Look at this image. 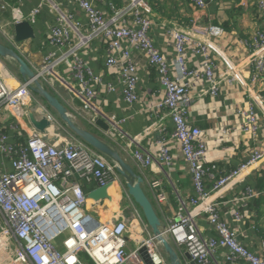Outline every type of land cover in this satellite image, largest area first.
<instances>
[{
    "label": "built area",
    "instance_id": "1",
    "mask_svg": "<svg viewBox=\"0 0 264 264\" xmlns=\"http://www.w3.org/2000/svg\"><path fill=\"white\" fill-rule=\"evenodd\" d=\"M99 1L104 7L99 6ZM207 1L190 0V3L203 8ZM40 2L39 7H33L25 15L19 11L20 0H0V14L11 10L13 24L24 20L34 24L43 3L55 15L46 41L53 49L38 65L32 64L36 78L66 104L79 99L82 110L92 112L94 100L100 94L96 87L106 82L102 75L91 70L80 53L98 39L106 53L105 65L119 74V94L133 103L139 99L137 84L142 78L137 53L144 54L148 67L157 72L162 85L157 103L162 113L148 129L134 137V143L155 130L166 133L167 124L173 123L174 130L168 138L179 143L182 156L189 165L194 195L190 197L191 208L184 204L173 218L161 225L160 234L156 235L145 217L140 215V207L127 188L128 178L120 173L118 163L81 139L51 140L45 135L46 131L37 129L29 133L26 142H11L7 129L15 128L12 123L0 130V152L13 164L11 172L0 170V212L3 216L0 254L8 252L6 264H148L140 252L142 247L146 248L153 264H170L160 238L174 246L183 264H221L217 261L219 252L224 261L233 264H264V239L256 249L250 248L241 241L239 229L231 226L220 210L224 188L264 161V149L252 150L245 161L217 176L218 166L208 159L209 147L203 139V131L188 120L187 104L192 98L193 85L204 77V91L215 97L221 83L216 70L220 62L225 58L232 70L216 42L228 37L225 28L213 23L204 24L199 18H193L187 26L175 24L169 31L174 51L169 61L150 34L149 0H124L121 5L107 0ZM248 2L264 17V0ZM79 12L86 21L78 17ZM0 32L11 48L16 46L15 33L1 22ZM240 42L247 50L259 53L252 72L254 80L264 74V52H259L264 48V29L257 28L251 37ZM188 49L203 59L190 66ZM14 78L10 69H0V109L8 108L17 118L28 115L34 103L46 110L32 90L34 79L16 83ZM106 87L111 91L115 89L111 83ZM68 92L72 93L71 99ZM261 97L264 101V95ZM239 113L242 116L239 129L244 135L255 138L259 130H264V119L252 105L240 109ZM45 117L54 124L56 116L53 113L47 112ZM98 119L93 116L90 123L98 126ZM112 125L116 123L112 121ZM111 134L115 135L114 132ZM166 142V137L157 140L158 157L150 150L130 146L122 148L121 152L133 160L138 174L148 183L158 202L166 200L163 183L159 179H149L146 172L157 161L169 163L173 160ZM79 179H93L96 187L115 181L119 183L118 208L109 213L108 219L99 220L92 212L110 199L92 201ZM207 180H212V191L207 189ZM254 195L248 186L241 189L235 198L237 207L246 204L250 209L249 202ZM231 214L235 222L246 219L257 228V212L238 207ZM202 216L214 226V236L207 235L198 224L197 219Z\"/></svg>",
    "mask_w": 264,
    "mask_h": 264
},
{
    "label": "crops",
    "instance_id": "2",
    "mask_svg": "<svg viewBox=\"0 0 264 264\" xmlns=\"http://www.w3.org/2000/svg\"><path fill=\"white\" fill-rule=\"evenodd\" d=\"M40 1L20 0L19 11L27 15L33 7L40 6L42 3ZM107 1L114 2L116 5H121L124 2V0ZM149 5L151 11L148 15L152 19L150 34L156 39L157 46L162 47V52L165 53L169 61L174 54L173 38L169 31L175 24L187 26L190 20L199 18L204 24L221 25L228 32L227 38L216 41L232 67V70H230L224 58V62H220V66L216 69L218 75L221 76L219 94L213 97L206 93L204 91L206 80L201 77L198 83L193 85L192 98L187 104L189 110L188 120L191 124L199 126L203 131V139L209 147L208 159L210 162H216L218 166L216 174L220 176L245 161L252 150L264 149V130H259L255 138H252L250 134L244 135L239 129L242 122L239 110L242 108L252 105L264 119V101L261 97L264 95V74L259 75L254 80L252 76L254 63L259 53L247 50V47L240 42L244 38L251 37L257 28L264 29V17H261L254 5L251 2L247 3V0H208L203 8H197L190 3V0H149ZM99 6L104 7V4L99 1ZM78 17L83 22L86 21V17L81 12L78 13ZM54 20L55 15L51 12L49 6L43 3L37 21L32 24L35 29V38L16 41L17 44L13 49L22 55L31 66L32 64L38 65L44 55L53 49L51 46H47L46 41ZM12 21L13 14L10 16L7 15V12L0 14V22L7 25L9 31L15 33V24ZM0 41L9 46L1 32ZM259 52H264V48ZM80 56L84 58L94 73L102 75L106 83L96 87L100 94L94 100L92 112H84L79 99H75L72 104H66L60 98L70 116L80 122H88L87 127L106 138L107 141L112 142L120 152H122V148L130 146L143 151L150 150L153 155L158 157L157 140L166 137V146L169 148L173 160L169 163L157 161L146 172L149 179L162 181L166 200L156 201L151 194L148 183L143 182V188L154 204L162 225H164L179 212L184 204L191 208L190 197L194 195V188L189 165L182 156L179 143L171 137L168 138L174 130L173 123L169 122L167 124L166 133L161 134L159 130H155L139 142L134 143V137L148 129L156 120V116L162 113V108L157 106L159 90L162 87L158 80V74L153 68L148 67L144 54L138 52L137 61L142 77L137 84L139 99L130 103L119 94L121 83L118 72L115 69L107 68L105 65L106 53L101 40L96 39L90 42L80 53ZM202 59V56H194L192 50L188 49L187 60L190 66L196 65ZM8 60L14 59L0 58L1 70L4 71V68L9 69L6 62ZM14 63L16 70L11 71L15 74L14 79L18 83L24 77L19 73L18 63L16 61ZM107 83L113 84L115 89L109 90L106 87ZM64 93L66 94V92ZM68 96L71 99L72 93L68 92ZM37 97L44 103L46 110L34 103L31 112L34 113L35 117L41 119L45 117L47 112H51L56 116L54 124L46 130L45 135L51 140L66 138L60 133L57 119L59 115L46 100L39 95ZM153 111H156V113ZM93 116L105 121L109 125V130L105 131L98 124V126L91 124L90 119ZM112 121L116 125L113 126ZM12 123L16 125L15 128L7 129L11 142H26L29 133L35 129L29 114L17 118L8 108H1L0 130ZM111 132H114L115 135L112 136ZM125 158L138 173L133 160L128 156ZM0 170L4 172L13 170L12 160L3 156L1 152ZM79 182L85 191H91L97 185L93 179L89 181L79 179ZM206 184L208 191H212V180H207ZM246 186L255 192L252 201L249 202L250 209L245 206L246 204L238 207L243 211L258 213L257 228H253L246 219L235 222L231 214L234 210H238L235 198L240 194V190ZM222 193L220 210L223 212V216L231 226L239 229L241 241L250 245V248L256 249V246L264 239V161L252 166L240 180L224 188ZM111 205L107 208H110ZM137 206L139 205L137 204ZM107 210L109 213L110 210ZM97 213L92 212L95 218L103 220ZM2 222L3 216L0 212V224ZM197 222L207 235L214 236V226L204 216L198 218ZM9 254H11L10 251ZM7 258L8 252L1 253L0 264H6ZM217 261L221 264H233L224 261L220 257V252Z\"/></svg>",
    "mask_w": 264,
    "mask_h": 264
},
{
    "label": "water",
    "instance_id": "3",
    "mask_svg": "<svg viewBox=\"0 0 264 264\" xmlns=\"http://www.w3.org/2000/svg\"><path fill=\"white\" fill-rule=\"evenodd\" d=\"M34 26L24 20L15 24V39L16 41H24L35 38ZM0 56L5 58H12L18 63L19 73L24 79H34L32 90L34 93L42 97L50 105L51 108L66 122V124L88 145L97 149L99 152L110 157L114 162L118 163L120 173L128 178L127 188L134 201L141 207L144 217L152 228L154 234H160V227L162 225L160 217L155 209L151 199L146 194L143 188L144 179L139 175L134 168L129 164L123 154L111 142L96 133L76 124L71 118L65 105L61 100L45 88L40 80L36 78V73L28 61L13 48L0 41ZM31 123L35 129L40 132H45L50 126L51 121L44 117L37 119L33 112L29 113ZM97 124L107 130L109 125L102 119H98ZM75 177L79 175L75 173ZM119 193V183L117 181L111 182L102 187L93 188L88 192L87 196L92 201L112 199V197ZM163 248L168 256L170 264H183L174 246L165 238H160ZM140 252L148 264H153L145 247L140 249Z\"/></svg>",
    "mask_w": 264,
    "mask_h": 264
},
{
    "label": "rangeland",
    "instance_id": "4",
    "mask_svg": "<svg viewBox=\"0 0 264 264\" xmlns=\"http://www.w3.org/2000/svg\"><path fill=\"white\" fill-rule=\"evenodd\" d=\"M12 14V11L11 10H9V11H7V15L8 16H10ZM7 62V67L8 68H10V69H12V70H14L13 68H14V66H16L15 65V61L14 60H8V61H6ZM13 67V68H12ZM72 117V116H71ZM58 126L60 127V133L63 135V136H65V137H67V138H77V139H81L67 124H66V122L59 116L58 118ZM76 124H78V125H81L82 127H85L86 128V126H88V122H86V121H83V122H80L78 119H74L73 117L71 118ZM81 123V124H80ZM87 129V128H86ZM87 191V190H86ZM104 205V204H103ZM102 205V206H103ZM102 206L100 207V208H95L94 210H93V212H98L97 213V215L100 217V218H102L103 220H105V219H108L109 218V216H110V212H112L113 213V211H115V210H117V208H118V206L116 207V208H114V209H112V208H107V207H105V208H103L102 209ZM107 209H109L110 210V212L108 213V210ZM140 210H141V212H142V214H140L142 217H144V215H143V211H142V209L141 208H139ZM85 210L87 211V207L85 208ZM60 243V242H59ZM183 262H184V259H183Z\"/></svg>",
    "mask_w": 264,
    "mask_h": 264
},
{
    "label": "bare ground",
    "instance_id": "5",
    "mask_svg": "<svg viewBox=\"0 0 264 264\" xmlns=\"http://www.w3.org/2000/svg\"><path fill=\"white\" fill-rule=\"evenodd\" d=\"M119 198H120V191H119V193L115 194V195L112 197V199L105 201V202H104V205L102 206V209L105 208V207L110 206L111 204H112V205H111L110 208H112V209L116 208V207L118 206V200H119ZM89 203H90V202H89Z\"/></svg>",
    "mask_w": 264,
    "mask_h": 264
},
{
    "label": "trees",
    "instance_id": "6",
    "mask_svg": "<svg viewBox=\"0 0 264 264\" xmlns=\"http://www.w3.org/2000/svg\"><path fill=\"white\" fill-rule=\"evenodd\" d=\"M13 68V67H12ZM10 69V68H9ZM13 69H15L16 70V67L14 66V68ZM10 70H12V69H10ZM13 71V70H12ZM86 128L87 129H89L90 131H92V132H94L91 128H89V127H87L86 126ZM94 133H96V132H94ZM97 134V133H96ZM97 135H99L100 137H103V136H101L100 134H97ZM104 138V137H103ZM104 139H106V138H104Z\"/></svg>",
    "mask_w": 264,
    "mask_h": 264
}]
</instances>
